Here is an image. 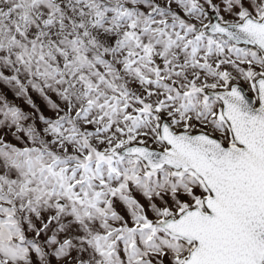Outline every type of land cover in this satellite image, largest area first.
<instances>
[{
  "label": "snow or ice",
  "instance_id": "obj_1",
  "mask_svg": "<svg viewBox=\"0 0 264 264\" xmlns=\"http://www.w3.org/2000/svg\"><path fill=\"white\" fill-rule=\"evenodd\" d=\"M0 264H264V0H0Z\"/></svg>",
  "mask_w": 264,
  "mask_h": 264
}]
</instances>
